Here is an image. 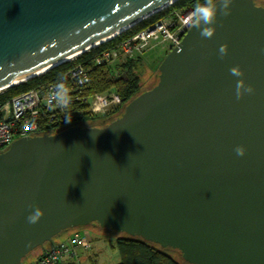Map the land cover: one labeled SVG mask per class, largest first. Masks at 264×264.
<instances>
[{
  "label": "water",
  "instance_id": "obj_1",
  "mask_svg": "<svg viewBox=\"0 0 264 264\" xmlns=\"http://www.w3.org/2000/svg\"><path fill=\"white\" fill-rule=\"evenodd\" d=\"M175 1L0 0V88ZM229 8L211 38L190 27L155 82L112 120L17 138L0 151V264H22L87 225L174 249L189 264H264V4ZM239 79L254 93L237 99ZM35 208L44 214L29 224Z\"/></svg>",
  "mask_w": 264,
  "mask_h": 264
},
{
  "label": "built area",
  "instance_id": "obj_2",
  "mask_svg": "<svg viewBox=\"0 0 264 264\" xmlns=\"http://www.w3.org/2000/svg\"><path fill=\"white\" fill-rule=\"evenodd\" d=\"M192 11L191 8L169 9L165 16L134 32L113 47L100 51L94 57L93 64L110 65L123 59L135 60L144 57L151 49L169 52L180 43L183 35L191 27L185 21ZM78 56L68 62L76 60ZM60 82H65L71 89V103L66 108L50 101L52 91ZM88 83L89 68L77 62L54 82L39 84L8 98H2L8 88L1 89L0 151L17 138L58 130L69 120L75 122L84 112L91 116L103 117L119 107L121 97L118 93L106 90L87 94ZM49 245L42 246L35 261L22 264H59L64 260L79 264L80 252H90L93 248L89 236L79 230L73 231L67 240L52 242Z\"/></svg>",
  "mask_w": 264,
  "mask_h": 264
},
{
  "label": "trees",
  "instance_id": "obj_3",
  "mask_svg": "<svg viewBox=\"0 0 264 264\" xmlns=\"http://www.w3.org/2000/svg\"><path fill=\"white\" fill-rule=\"evenodd\" d=\"M197 2L202 3L203 0H176L171 5L141 20L140 22L136 23L134 26L130 27L129 29L114 36L112 39L99 44L98 47L90 48L88 52H83L80 56H78V58H76V60L70 62L68 61L63 62L62 64H59L58 66H55L47 70L46 72L39 74L38 76L32 77L30 79L25 80L22 83L9 87L4 92V96L2 98H8L21 91L36 87L39 84H47L50 82H54L65 70L72 67L75 63L80 62L83 63L85 67L89 68V83L86 93L94 94V93H101L106 90H111L120 95L121 104L114 112L107 114L106 115L107 117L104 116L106 118L95 117V118H99L100 120L94 119V120H90L92 121L90 123H81L82 121L86 120L85 114H83L80 118L75 120V122H68L62 128H65L72 124L102 125L112 120L117 115H119L125 104L131 98H133L138 93L144 90L141 89L140 86V75L143 72V65L141 64L140 60L135 59V60H127L125 63L118 65L114 68H111V66L108 65H94L93 64L94 57L100 51L113 47L121 40L128 38L134 32L150 25L154 21L165 16L169 9L172 8L193 9L194 5ZM258 3L264 4L261 2ZM156 74H155L154 82L156 80ZM150 86H148L147 88H149ZM111 247L117 252L119 259L117 264H179L169 254L160 251L159 249L154 247L152 243L143 241L139 238H133L128 236L117 237L114 240V242L111 244ZM32 252H30L27 256L32 254ZM38 255L39 254L35 255L31 260L27 261V263L31 261H35Z\"/></svg>",
  "mask_w": 264,
  "mask_h": 264
},
{
  "label": "clouds",
  "instance_id": "obj_4",
  "mask_svg": "<svg viewBox=\"0 0 264 264\" xmlns=\"http://www.w3.org/2000/svg\"><path fill=\"white\" fill-rule=\"evenodd\" d=\"M232 0H203L194 5L193 11L187 17L185 23L189 24L193 29L200 31V35L204 38H211L214 35L218 15L227 17L231 10L229 5ZM228 53L227 45H221L219 48V56L223 58ZM230 74L235 77H242L244 72L239 66L230 68ZM254 88L246 85L243 79H239L236 85V98L241 99L245 94H253ZM71 89L65 82L57 83L55 89L50 95V101H54L60 107H67L71 103ZM70 122V120H69ZM238 156H244L246 149L243 146H237L235 149ZM40 208L35 210L27 217L29 224H36L43 216Z\"/></svg>",
  "mask_w": 264,
  "mask_h": 264
},
{
  "label": "rangeland",
  "instance_id": "obj_5",
  "mask_svg": "<svg viewBox=\"0 0 264 264\" xmlns=\"http://www.w3.org/2000/svg\"><path fill=\"white\" fill-rule=\"evenodd\" d=\"M258 2L264 3V0H257ZM166 54V51H158L157 49L155 50H150L148 51L144 57L138 58L140 60L141 64L143 65V72L140 75V86L141 89H145L148 86H150L154 82L155 74L157 71L158 64L160 63L161 59L164 57ZM127 59H123L120 61H114L108 66H111V68H114L118 65H121L125 63ZM115 110L109 111L107 114L114 112ZM85 119L81 123H90L92 121L90 120H100L99 118H95V116H91L87 113H85ZM107 117V116H106ZM106 117H101V118H106ZM83 231L85 232L90 239L93 242L94 248L99 249V263L98 264H117L119 259L116 250L112 249L111 244L114 242V240L117 237H124L126 236L123 233L111 231L108 229H102L98 226H92V225H87L84 227H79V228H70L66 231L61 232L59 235L53 238L52 242H59L67 237L73 232V231ZM66 237V238H65ZM50 243H45L43 247H48ZM154 247L159 249L162 252H165L172 256L179 264H189L188 262L184 261L181 257V255L174 249L171 248H163L157 244H153ZM42 247L36 248L32 254L27 256L26 258L23 259V262H27L31 260L35 255L39 254L41 252ZM92 259L94 256L91 257Z\"/></svg>",
  "mask_w": 264,
  "mask_h": 264
},
{
  "label": "crops",
  "instance_id": "obj_6",
  "mask_svg": "<svg viewBox=\"0 0 264 264\" xmlns=\"http://www.w3.org/2000/svg\"><path fill=\"white\" fill-rule=\"evenodd\" d=\"M68 238L69 237H67L64 240H67ZM91 242H92V240H91ZM92 246H93V248H92V250L90 252H85V251H81L80 252V256H79V259H78L79 264H98L99 263V253H100V251H99V249H95L94 248L93 242H92ZM92 256H94L93 259L91 258ZM59 264H75V263H74V261L64 260L63 262H61Z\"/></svg>",
  "mask_w": 264,
  "mask_h": 264
},
{
  "label": "bare ground",
  "instance_id": "obj_7",
  "mask_svg": "<svg viewBox=\"0 0 264 264\" xmlns=\"http://www.w3.org/2000/svg\"><path fill=\"white\" fill-rule=\"evenodd\" d=\"M114 36H115V35H114ZM112 37H113V36L107 37V38L103 39L102 42H105V41L111 39ZM98 44H101V43H96L94 46H96V45H98ZM79 54H81V53H80V52H77V53H75V54H73V55L67 57L65 60H66V61L71 60L72 58L78 56ZM52 66H53V65H49V66H47V67H44V68H42V69H39L38 71H36L35 73H33L32 76H37V75H39V74H41V73H44V72H46L47 70H49ZM23 81H25V79H21V80L17 81L16 83H21V82H23ZM0 90H1V88H0Z\"/></svg>",
  "mask_w": 264,
  "mask_h": 264
}]
</instances>
